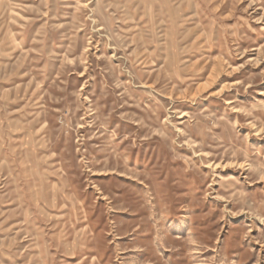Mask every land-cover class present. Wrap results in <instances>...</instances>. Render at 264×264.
Returning a JSON list of instances; mask_svg holds the SVG:
<instances>
[{
  "label": "rangeland",
  "instance_id": "rangeland-1",
  "mask_svg": "<svg viewBox=\"0 0 264 264\" xmlns=\"http://www.w3.org/2000/svg\"><path fill=\"white\" fill-rule=\"evenodd\" d=\"M0 264H264V0H0Z\"/></svg>",
  "mask_w": 264,
  "mask_h": 264
}]
</instances>
